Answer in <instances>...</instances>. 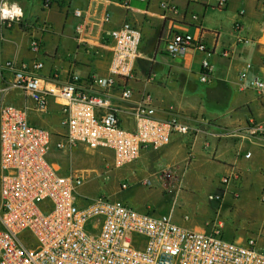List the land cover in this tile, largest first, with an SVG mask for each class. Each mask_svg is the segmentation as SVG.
Returning a JSON list of instances; mask_svg holds the SVG:
<instances>
[{
	"label": "built area",
	"instance_id": "2783aa9c",
	"mask_svg": "<svg viewBox=\"0 0 264 264\" xmlns=\"http://www.w3.org/2000/svg\"><path fill=\"white\" fill-rule=\"evenodd\" d=\"M131 1L85 0L83 6L73 9L79 24L75 28L77 45L72 51L111 47L109 76L94 78V84L103 89L118 87L117 79L127 81L136 71L143 42L141 30L130 22L105 30L112 18L110 7L130 10ZM215 1L219 8L228 3ZM45 3L49 5L52 0ZM169 6L167 2L160 4L162 10ZM23 17L24 10L18 3L0 0V33L22 22ZM37 25L41 33L50 31L47 22ZM201 31L197 37L175 33L167 39L165 48L174 57L190 51L206 54L200 82L209 84V57L216 48L207 46ZM29 47L39 55L40 37H32ZM223 55L229 57L230 51ZM43 68L38 60L8 61L3 65L11 76L8 90L23 92L36 112H47L49 98L61 105L66 133L56 144L60 150L76 145L107 149L113 154L114 168L121 169L138 160L143 150L167 146L174 135L199 132L177 116L166 121L156 119L150 96L137 104L136 128L127 130L108 99L81 90L79 75L72 74L59 86L40 75ZM241 79H246V73ZM250 85L264 95V77L253 79ZM121 92L123 99L133 95L129 87ZM29 111L28 106L8 103L0 107V264H264V250L256 239L230 241L220 229H188L176 224L172 214L156 216L149 210L139 211L129 202L82 194L85 176L79 171L62 172L57 163L50 161L52 132L32 125ZM229 181L224 177L221 183L228 185ZM143 183L150 185L148 180ZM123 188L127 189V184ZM215 198L222 200L219 195ZM261 202L264 205V194Z\"/></svg>",
	"mask_w": 264,
	"mask_h": 264
},
{
	"label": "crops",
	"instance_id": "0c3cea01",
	"mask_svg": "<svg viewBox=\"0 0 264 264\" xmlns=\"http://www.w3.org/2000/svg\"><path fill=\"white\" fill-rule=\"evenodd\" d=\"M10 1L23 8L22 22L28 28L16 39L5 29L1 63L38 60L44 64L40 75L59 86L72 74L79 75L81 90L108 99L121 126L127 130L136 128L135 109L145 96L151 97L156 119L166 121L177 116L197 127L196 135H174L159 150H143L140 158L130 164L126 175L132 180H141L143 185L148 180L150 185L144 186L152 188L150 177L140 178L141 174H150L164 193H173L171 213L182 227L200 232L220 229L225 239L244 241L248 234L240 232L241 226L235 217L248 211L257 191L264 194V95L250 85L253 79L264 77V0H228L225 8H219L215 0H132L130 10L111 6L112 18L105 26L107 32L130 22L143 35L133 77L127 81L117 79L118 87L113 89L94 84V78L109 76L113 58L110 46L96 47L91 52L84 48L76 53L72 51L77 45L75 28L79 24L73 9L83 6L85 0H52L49 5L40 0L34 2V17L20 2ZM163 2L170 3L168 10L160 8ZM231 4L238 8L231 30L224 31L222 24L207 23L208 12H226ZM37 21L50 22V31L41 33ZM201 30L207 46L216 48V53L209 57L212 67L209 84L200 82L206 54L190 51L174 57L165 48L173 34L190 33L197 37ZM34 36L41 39L39 55L29 47ZM224 51H230V56L225 57ZM243 73H246L244 80ZM124 87L132 89L130 99L122 98ZM14 96L11 104L30 108L32 125L48 128L58 136L66 133L62 107L54 98H49L48 110L41 114L23 92L16 90ZM260 127L262 130H257ZM217 176L220 181L214 183ZM224 177L230 179L228 185L221 183ZM187 188L202 193L216 189L212 192L222 200L210 193L207 204H200V217L180 219L174 207L181 196L188 194ZM131 204L142 211L151 210L141 196L134 197Z\"/></svg>",
	"mask_w": 264,
	"mask_h": 264
},
{
	"label": "rangeland",
	"instance_id": "374dc122",
	"mask_svg": "<svg viewBox=\"0 0 264 264\" xmlns=\"http://www.w3.org/2000/svg\"><path fill=\"white\" fill-rule=\"evenodd\" d=\"M16 1L26 7L29 13L34 11V2L40 0ZM237 10L238 8L231 4L226 12L222 11L220 13L219 10L210 11L206 15V21L210 25L222 24L224 31H229L233 27V18ZM31 15L34 17L36 14L35 12H32ZM48 25L51 28L50 22ZM27 28L28 27L25 26L24 22H19L12 25L8 30L13 33L11 35L16 39L19 35L21 36ZM4 33L5 29L0 33V107L3 104H11L15 101V91L8 90L11 76L3 69V64L1 63V55L3 54L2 49L6 43L5 38H3ZM25 37L28 38V36ZM50 131L53 135L52 147L49 154L50 161L57 163L62 172L79 171L85 176V186L81 189L82 194L90 197L106 196L113 200H119L124 203L129 202L130 204L134 197L141 196L150 205L151 210H149V212L152 214H155L156 216L172 214L171 210L172 206H174L173 193H164L152 175H140V178L142 179L145 177H150L152 179L153 187L149 188L144 186L141 183V180L138 181L128 178L126 173L127 170L131 168V165H127L121 169L114 168L113 154L110 150H94L87 148L84 145H76L72 149L60 150L56 147L60 136H58L56 132H53L52 130ZM219 178L220 177L217 176V178L214 179V183L219 182ZM124 184H127V189L123 188ZM211 186L215 187V185ZM215 190L216 189H213L212 191L215 192ZM187 191L188 194L181 196L174 207V211L176 212L175 215L186 221L200 217V204H207L206 202H208V196L210 193L214 196L216 195L212 191L202 193L192 188H187ZM261 197L262 192L257 191L255 198L251 201V205L248 208L249 212L244 210L239 215H236L235 221L241 226L240 232L248 234L245 239L253 238L256 239V241L258 239V244L262 247V245L264 246V205L261 204ZM133 206L135 207V205ZM136 208L139 211H142V209L138 207ZM174 222L180 225L175 220Z\"/></svg>",
	"mask_w": 264,
	"mask_h": 264
},
{
	"label": "trees",
	"instance_id": "16d2710c",
	"mask_svg": "<svg viewBox=\"0 0 264 264\" xmlns=\"http://www.w3.org/2000/svg\"><path fill=\"white\" fill-rule=\"evenodd\" d=\"M22 27H23V25H22Z\"/></svg>",
	"mask_w": 264,
	"mask_h": 264
}]
</instances>
